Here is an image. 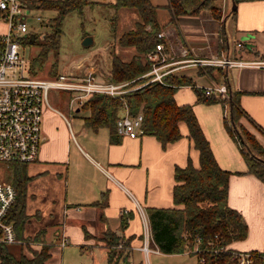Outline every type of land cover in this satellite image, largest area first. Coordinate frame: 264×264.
<instances>
[{
    "label": "crops",
    "instance_id": "obj_1",
    "mask_svg": "<svg viewBox=\"0 0 264 264\" xmlns=\"http://www.w3.org/2000/svg\"><path fill=\"white\" fill-rule=\"evenodd\" d=\"M151 2L156 6L159 23L163 25L161 37L168 43L164 52L169 63L166 68L171 69L169 73L186 75L199 87L209 89L226 85L228 93L236 91L245 112L241 122L264 146V67H222L181 61L226 55L235 59L264 57L260 39V35L264 34V0L236 2L235 15L230 13L229 0H221L225 21L221 28L214 22L217 18L209 9L181 15L172 23L169 22L171 11L167 6L168 0ZM119 9L123 13H117L116 29L120 24L126 26L116 38L141 20L139 12L132 11L131 7ZM229 19L232 23L227 29ZM229 32L230 35L239 33L242 36L233 49L229 43ZM246 34L249 37L244 39ZM112 52L122 60L130 61L136 49L120 45L117 40ZM214 68L221 73L215 74ZM175 99L179 104L193 106L217 161L221 167L232 171L228 204L240 211L248 232L244 239L232 242L230 247L244 252L264 251V181L247 172L239 147L225 128L227 105L197 102L190 86H181L175 93ZM49 106L52 109L43 110L39 156L27 164L30 180L27 184L26 213L29 219L25 223L23 238L28 241L39 230H45L44 242L51 245L48 264H65V256L76 252L79 256L76 264H106L107 247L101 236L108 229L118 235L132 237L127 257L130 264H143L144 257L150 264L152 255L156 261L184 254L160 251L153 241L151 228L148 238L151 251L146 253L142 246L145 243V220L150 227L147 207L174 205L175 165L184 166L191 157L193 164L199 166V150L188 136L186 123H180L182 137L163 147L155 136L149 134L129 137L117 132L113 140L107 127L94 129L88 125L85 117L90 111L84 120H76L72 124L56 108ZM80 109L74 110L78 112ZM122 112L123 109L120 114ZM125 216L130 217L123 227L122 218ZM64 236L68 243L61 246ZM41 246L42 242L29 241L20 249L32 255V249L39 250ZM98 251L101 252L99 259L96 257Z\"/></svg>",
    "mask_w": 264,
    "mask_h": 264
},
{
    "label": "trees",
    "instance_id": "obj_2",
    "mask_svg": "<svg viewBox=\"0 0 264 264\" xmlns=\"http://www.w3.org/2000/svg\"><path fill=\"white\" fill-rule=\"evenodd\" d=\"M92 3V0H27L28 8L37 6L56 11V16L51 19L49 31L28 32L22 37L23 45L39 46L38 53L29 64L30 74L38 76L48 59V54L59 47L65 16L73 10L82 13L84 7ZM106 4L116 10L121 7L135 8L141 17V20L136 21L134 28L123 32L118 38L120 45L134 46L136 53L130 61H126L112 52L111 68L106 79L115 82L131 81L128 87L140 85L151 78V75L142 76L151 69L152 61L148 54L160 42L164 43L165 51L168 47L166 40L159 37L163 25L157 19L156 6L151 0H114ZM167 6L171 11L169 22L172 23L181 15L196 14L202 9H209L217 19L223 16L221 0H168ZM230 13L235 15L236 8L231 9ZM116 19L117 16L114 15V29ZM224 25L225 21H222V27ZM54 58L51 76L59 74L57 56ZM181 86H190L199 103L227 105L225 128L237 143L247 164V172L264 181V146L241 123L240 119L245 112L240 106L236 91L231 90L228 96H224L214 90L197 86L193 79L186 75L167 73L162 81L153 80L143 84L126 92L123 98L92 94L80 108L89 109L90 114L85 117L89 126L94 129L107 127L111 138L115 140L116 120L126 102L131 114L142 112L144 134L155 136L163 147L182 137L180 123L185 122L189 130L188 136L199 150V166L193 164L191 157L186 165H175L174 205L147 207L153 241L164 253H182L193 246L196 237L202 239V244L211 239L214 246L225 249L204 252L205 261L201 262L197 258V264H238L234 253L238 250L230 247V244L244 239L248 226L240 211L228 204L229 177L232 171L220 166L193 106L189 103H177L175 93ZM9 167L8 179L15 186L16 198L6 214L5 221L13 224L16 237L21 239L25 223L29 219L26 213V199L30 176L27 173V163L10 162ZM129 217L122 218L123 227L127 225ZM85 232L88 235L87 231ZM44 234L45 230L41 229L26 242H42L39 250L32 249V255L26 254L23 248L16 255L10 249L9 243L0 241V264H48L51 245L44 242ZM215 234L217 238H214ZM101 239L107 247L106 264H130L127 257L131 248V236L118 235L108 229ZM261 252L254 251V259L250 264H264Z\"/></svg>",
    "mask_w": 264,
    "mask_h": 264
},
{
    "label": "built area",
    "instance_id": "obj_3",
    "mask_svg": "<svg viewBox=\"0 0 264 264\" xmlns=\"http://www.w3.org/2000/svg\"><path fill=\"white\" fill-rule=\"evenodd\" d=\"M27 0H0V15L7 21L9 29L7 33L0 35V161L31 163L39 156L42 141V120L44 104H49L50 89H63L70 91L69 107L74 110L81 107L86 98L92 94H106L111 97L123 98V95L137 87L153 80L162 81L163 76L171 71L166 68L169 65L164 43L160 42L156 48L148 54L152 61L151 69L144 75H151L146 82L128 87L131 81L115 82L103 78L97 68L88 67L82 75L59 73L52 77H41L30 74L29 64L27 75L21 71L16 73L18 65L24 64L25 60L20 54L23 46L21 40L29 31L26 16L30 8L26 5ZM163 33H159V37ZM241 42L238 43L241 46ZM186 55V50H184ZM181 61H190L192 64H213L222 67L231 66H257L264 67V57L251 59L224 57H193ZM165 67V69H163ZM218 93L228 96L226 85L209 87ZM123 112L116 120L117 132L129 137H138L144 134L142 127L143 114H131L127 103L122 107ZM16 198L15 186L8 180L0 181V241L6 243H18L13 224L6 222L5 217ZM141 213L144 210L140 207ZM150 227L145 220V243L142 249L148 253ZM218 236L215 234L214 238ZM68 243L64 236L61 246ZM225 247L214 246V241L209 239L202 244V239L196 237L188 253H194L199 261L204 262V252H217ZM238 264H250L254 259V252L237 251ZM264 261V251L261 252Z\"/></svg>",
    "mask_w": 264,
    "mask_h": 264
},
{
    "label": "rangeland",
    "instance_id": "obj_4",
    "mask_svg": "<svg viewBox=\"0 0 264 264\" xmlns=\"http://www.w3.org/2000/svg\"><path fill=\"white\" fill-rule=\"evenodd\" d=\"M94 3L88 4L84 7L83 12L80 13L77 10L69 12L62 24V35L60 37L59 47L48 54L42 71L38 72V76L52 77L50 71L53 69V62L55 56L58 59V73H67L72 75H82L84 71L90 68H97L103 78L108 76L111 57L110 53L114 45L116 46L118 38H116L118 32H122L125 28V24H120L118 28L112 27L113 16L119 13L120 9L116 10L114 7L108 6L107 2L114 0H92ZM102 2V3H101ZM232 8V1L229 0V9ZM132 11L137 12V9L131 8ZM122 14L123 12L120 11ZM133 13V12H132ZM212 14V12H211ZM213 15V14H212ZM56 16V11L52 9L42 7H32L26 16V22L29 25L30 32H46L51 29V19ZM223 16L216 19L214 22L218 25V28L222 27ZM232 20H227V29L230 27ZM134 24V23H133ZM9 26L7 21L0 15V34L7 33ZM117 31V32H116ZM229 31V30H228ZM251 34V33H249ZM230 35V32H229ZM247 35V34H246ZM248 36V35H247ZM85 37H91L92 41L89 45H84L83 40ZM242 36L239 33H233L230 35L229 43L231 49L237 43V39H241ZM262 47L264 49V34L260 35ZM248 43V42H247ZM131 49H134L131 47ZM39 46L33 44H24L20 48V54L25 60L23 66L18 65L16 73L21 71L27 75V66L29 61L31 62L34 55L38 53ZM116 52H118L116 50ZM109 55V56H108ZM57 70V69H56ZM214 73H221L218 68H214ZM72 93L63 89H50L49 91V104L61 112L67 117L72 124L75 121L84 120V116L89 113V110L81 108L76 112L69 107V99ZM52 109L49 105L44 104L43 110ZM241 120V119H240ZM242 123V122H241ZM243 124V123H242ZM244 125V124H243ZM245 126V125H244ZM246 127V126H245ZM247 128V127H246ZM251 133L252 131L247 128ZM76 132V130H75ZM77 134V133H76ZM80 140L81 137L78 136ZM81 141V140H80ZM10 163L0 161V181L8 180V171ZM33 238V237H31ZM19 244H9L10 249L17 255L19 254L20 247L25 246L27 240L21 238ZM121 245H119L120 247ZM76 249V248H74ZM77 251L79 249L77 248ZM80 255V254H79ZM81 256V255H80ZM97 259L101 257V252H97ZM163 257V256H161ZM66 258L65 264H76V260L79 259L78 252L76 254L69 253ZM143 264H149L147 258H142ZM150 264H196L197 257L191 255L187 251L179 256H169L165 258L156 259L153 255L150 256Z\"/></svg>",
    "mask_w": 264,
    "mask_h": 264
},
{
    "label": "water",
    "instance_id": "obj_5",
    "mask_svg": "<svg viewBox=\"0 0 264 264\" xmlns=\"http://www.w3.org/2000/svg\"><path fill=\"white\" fill-rule=\"evenodd\" d=\"M237 6V3L235 0H232V10L235 9ZM249 36H246V37H243L244 39H247ZM42 38H44V34L42 36ZM92 41V38L91 37H85L84 40H83V44L84 45H89Z\"/></svg>",
    "mask_w": 264,
    "mask_h": 264
}]
</instances>
